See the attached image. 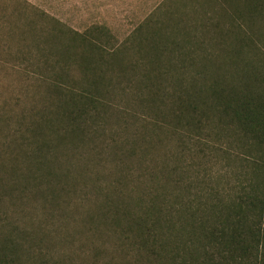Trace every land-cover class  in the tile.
Wrapping results in <instances>:
<instances>
[{"label":"rangeland","instance_id":"obj_1","mask_svg":"<svg viewBox=\"0 0 264 264\" xmlns=\"http://www.w3.org/2000/svg\"><path fill=\"white\" fill-rule=\"evenodd\" d=\"M216 7L211 0H0V169H11L12 160L26 168L24 162L34 146L25 142L32 137L33 126L43 123L45 114L55 117V105L48 98L49 83L65 79L68 69L67 85L86 88L79 57L101 59L97 73L106 83L100 89L112 92L111 106L102 117L91 120L81 140L62 135L58 120L57 132L44 131L49 146L45 160L61 179L58 183L53 177H43L41 193L47 182L58 184V191L63 187L61 199L48 197L52 201L45 203L28 193L17 198L1 194V213L7 218L0 224L2 232L19 228L40 237L45 234L40 249L56 264H148L144 251L132 244V233L124 227L127 222L116 226L112 209L103 208L107 197L121 190L133 211H138L143 208L142 200L156 195L158 203L176 206L175 200H167V194L178 200L187 198V181L197 180L194 194L208 191L228 197L234 193L240 169L235 157L224 153L226 150L212 151L190 142L186 145L192 149L191 155L180 154L186 146L181 148L172 135L167 118L155 115L143 99H132V93L143 97L148 93L146 82L140 80V66L147 59L143 50H148L157 31L174 36L184 28L192 29L188 39H202L203 25L208 18H217L213 14ZM260 19L242 23L245 33L253 35L259 45L258 58L264 53V21ZM144 22L149 28H141L138 36L137 28ZM74 33L98 45L104 56L98 55L100 50L89 53L78 38L73 44ZM69 45L71 57L64 63L59 50ZM117 50L122 52L121 61L111 66L109 55ZM207 50L215 52L214 46ZM162 56L167 60V54ZM243 57L256 59L252 51ZM133 64L137 68L130 73ZM217 64L221 68L218 74L227 71V82H238L234 67L221 58L214 66ZM169 83L166 77L159 88L167 90ZM219 140L216 147L225 143ZM130 142L136 145L134 156H115V143L129 150ZM28 165L40 171L35 160ZM124 168H129V175ZM174 180L184 185L178 190ZM179 193L185 197L180 199Z\"/></svg>","mask_w":264,"mask_h":264},{"label":"trees","instance_id":"obj_2","mask_svg":"<svg viewBox=\"0 0 264 264\" xmlns=\"http://www.w3.org/2000/svg\"><path fill=\"white\" fill-rule=\"evenodd\" d=\"M211 1L217 6L213 13L217 18H208L200 35L202 39H188L194 33L192 29L184 28L174 36L157 31L148 50H143L147 59L140 66L143 68L140 80L146 82L148 93L146 97L132 93V99H143L155 115L167 118L172 135L181 148L186 146L180 154L191 155L192 149L186 145L190 142L212 151L226 150L224 153L235 157L240 165L238 183L232 195L219 197L217 192L216 195L208 191L192 193L197 189V180H186L187 198L179 193L177 197L185 198L178 200L167 194V200H175L177 207L168 202L167 205L158 203L156 195L151 200H142L143 208L133 211L123 191L116 190V195L107 197L103 208L112 209L116 226L120 227L123 220L127 222L124 227L132 233L129 238L132 244L138 245L144 256L152 255L153 258H145L148 264H264V53L258 58L259 45L253 35L245 33L242 24L260 18L264 21V0ZM143 27L149 28L147 22L137 28L138 36ZM73 36V44L80 39L89 53L100 50L98 55L104 56L105 51L83 35L74 33ZM209 46H214V53L207 50ZM70 49L71 45L59 50L64 63L71 57ZM249 51L256 59L246 61L243 56ZM120 53L117 50L109 55L111 66L120 60ZM164 53L167 60L163 59ZM218 58L235 68L238 82H227L224 76L227 71L218 74L221 68L218 64L214 66ZM92 59L85 55L79 57L86 88L78 90L67 85L68 69L64 71L65 79L60 77L48 84V98L55 105V117L45 114L43 123L33 126L32 137H27L25 142L27 146H34L31 157L24 162L26 168L12 160L11 169L10 166L0 169V196L17 198L28 193L43 198L45 203H51L56 197L61 199L63 187L58 191V184L47 182L46 191L41 193L43 177H53L58 183L61 179L45 160L49 146L44 131L57 132L54 127L58 120L63 125L61 134L79 141L89 130L91 120L102 117L111 106L108 100L112 92L100 89L106 83L97 73L101 59ZM136 68L133 64L129 72L135 73ZM166 77L171 84L167 90L159 88ZM221 138L224 145L216 147ZM130 145L126 150L124 145L115 143V156H134L136 145L133 142ZM34 160L41 166L40 171L28 165ZM125 172L129 175V168ZM173 182L178 190L184 185L180 180ZM2 202L0 199V206ZM1 211L0 208V224L7 219ZM21 231L12 228L7 233L0 232V264H56L40 249L45 234L40 237Z\"/></svg>","mask_w":264,"mask_h":264}]
</instances>
